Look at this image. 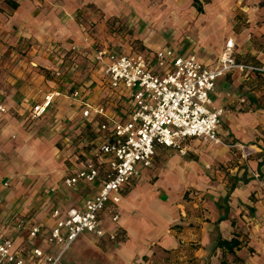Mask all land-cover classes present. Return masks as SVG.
<instances>
[{"label": "crops", "instance_id": "crops-1", "mask_svg": "<svg viewBox=\"0 0 264 264\" xmlns=\"http://www.w3.org/2000/svg\"><path fill=\"white\" fill-rule=\"evenodd\" d=\"M161 1L0 0V106L6 110L0 113V167L10 172V190L0 191V238L46 249L12 224L1 233L2 224L27 217L49 229L54 209L64 217L96 192L62 185L69 163H80L95 138L81 116L103 98V65L92 62L94 49L171 48L213 69L231 40L234 61L253 70L230 71L216 82L211 98L224 110L222 143L189 139L184 158L156 148L155 168L139 166V177L120 193L117 225L110 219L113 206L103 214L106 229L119 228L125 238L110 246L115 254L106 264H264V0H212L201 13L185 0ZM72 46L82 52L74 63L67 58ZM52 91L63 96L48 115L26 122L29 109ZM29 124L37 127L25 132ZM237 146L251 155L241 159ZM83 239L96 243L89 235L76 243ZM231 239L240 243L233 253L217 248L219 240ZM70 251L65 264H73Z\"/></svg>", "mask_w": 264, "mask_h": 264}, {"label": "built area", "instance_id": "built-area-1", "mask_svg": "<svg viewBox=\"0 0 264 264\" xmlns=\"http://www.w3.org/2000/svg\"><path fill=\"white\" fill-rule=\"evenodd\" d=\"M121 29L120 25L114 26L113 35ZM233 51L234 44L229 40L218 66L210 69L196 57L179 55L171 48L131 54L94 49L92 62L103 65V98L98 104L86 105L81 116L84 123L94 126L95 138L80 163H69L62 185L72 191L94 186L96 192L69 209L64 217L54 209L50 215L54 224L49 229L31 224L27 217H13L6 224H12L17 232L26 230L32 241L38 240L48 248L15 247L10 238L1 237L0 264H65L66 255L83 235L120 246L125 238L119 228L106 229L103 214L113 206L110 219L117 225L120 193L139 177V166L153 168L156 148L171 150L184 158L189 139L222 143L218 130L224 110L215 107L211 98L216 82L230 71L253 70L236 63ZM81 53L72 46L67 58L74 63ZM54 77L60 78L61 73L56 72ZM85 88L76 89L72 97H81ZM62 96L58 91L47 93L41 103L29 109L26 122L46 117ZM5 112L0 106V113ZM68 143L74 146L73 140ZM237 149L243 160L251 155L250 148Z\"/></svg>", "mask_w": 264, "mask_h": 264}, {"label": "rangeland", "instance_id": "rangeland-1", "mask_svg": "<svg viewBox=\"0 0 264 264\" xmlns=\"http://www.w3.org/2000/svg\"><path fill=\"white\" fill-rule=\"evenodd\" d=\"M153 1H154V4L159 5V3H158L159 0H153ZM183 1L184 0H178V3L181 4V3H183ZM207 1H209L210 3L212 2V0H200V2L202 4H205ZM165 2H166V5L169 4V2L167 0H165V1L162 0L160 4L164 5ZM186 2H188L189 5L192 4V0H185V3ZM36 127H37L36 124L35 125L29 124V125H26L23 129L25 132H31V131H34ZM10 153L13 154L12 152H10ZM15 157L17 158V157H19V155H17V156L15 155ZM8 158H10L8 155L2 156L3 160H6ZM155 165L156 164L154 161V165H153L152 170L155 168ZM20 167H21V165L13 167L14 174L17 173V171L19 170ZM5 168H6L5 164L0 167V187H1L0 191H4L3 189H5V188L10 190V182H9L10 172L4 171L3 169H5ZM206 168H209V167H206ZM18 176L19 175H17V177ZM13 177L14 176H12L11 178H13ZM5 183H7L8 186L2 187V185H4ZM7 194H9V193H7ZM3 226H4V228L1 230V233H4L3 231L5 230V227H7V224H5V225L2 224V227ZM112 254H115L113 247H110V246L108 247L106 245H99L98 242L93 243L91 241L83 239V240H80L78 243H76L75 246L73 247V249L70 251L69 259L72 261L73 264H106L107 262L111 261L112 258H114Z\"/></svg>", "mask_w": 264, "mask_h": 264}, {"label": "trees", "instance_id": "trees-1", "mask_svg": "<svg viewBox=\"0 0 264 264\" xmlns=\"http://www.w3.org/2000/svg\"><path fill=\"white\" fill-rule=\"evenodd\" d=\"M208 3L209 1H207L205 4H208ZM192 5L199 13L202 12V3L200 2V0H192ZM98 243L99 245H109L105 242H98ZM217 248H220L221 250H225L231 254L233 253L235 249L240 248V243L237 239H231L229 241L219 240L217 242Z\"/></svg>", "mask_w": 264, "mask_h": 264}]
</instances>
